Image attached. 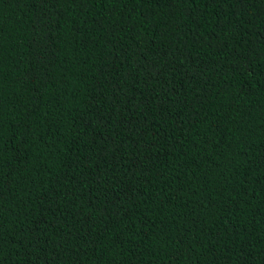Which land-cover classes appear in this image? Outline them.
Wrapping results in <instances>:
<instances>
[{
  "label": "trees",
  "instance_id": "trees-1",
  "mask_svg": "<svg viewBox=\"0 0 264 264\" xmlns=\"http://www.w3.org/2000/svg\"><path fill=\"white\" fill-rule=\"evenodd\" d=\"M0 264H264V0H0Z\"/></svg>",
  "mask_w": 264,
  "mask_h": 264
}]
</instances>
